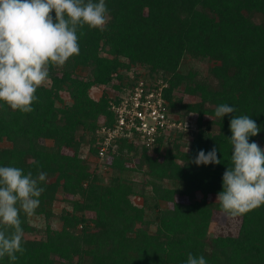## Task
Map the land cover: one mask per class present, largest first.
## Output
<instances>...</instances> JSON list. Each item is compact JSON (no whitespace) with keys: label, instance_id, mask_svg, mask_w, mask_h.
Here are the masks:
<instances>
[{"label":"trees","instance_id":"16d2710c","mask_svg":"<svg viewBox=\"0 0 264 264\" xmlns=\"http://www.w3.org/2000/svg\"><path fill=\"white\" fill-rule=\"evenodd\" d=\"M105 3L106 29L78 31L80 54L50 66L33 112L0 101V167L34 178L47 173L35 213H20L26 251L0 264H187L189 254L206 264H264V205L238 216L236 235L209 236L215 214H228L216 201L232 166L231 119L255 120L261 130L249 143L264 150V0ZM188 58L194 68L185 65ZM142 80L162 89L172 122L189 120L194 129L174 128L151 148L117 140L104 175L83 151L99 156L100 123L114 126L112 104ZM95 87L104 88L98 99ZM221 104L236 112L217 118ZM213 148L219 165L194 163L199 151ZM59 199L64 207L57 212ZM33 217L46 227H34Z\"/></svg>","mask_w":264,"mask_h":264},{"label":"clouds","instance_id":"9594fccd","mask_svg":"<svg viewBox=\"0 0 264 264\" xmlns=\"http://www.w3.org/2000/svg\"><path fill=\"white\" fill-rule=\"evenodd\" d=\"M109 19L105 0H0V101L13 111L33 112L37 89L48 81L50 66L63 67L80 54L78 31L87 25L102 32ZM235 112V107L221 104L215 116L223 119ZM230 130L232 166L223 175V191L216 202L238 217L264 205V150L249 143L261 130L250 116L232 118ZM194 163L219 165L221 160L213 148L199 151ZM46 178L44 172L34 178L20 168L0 167V225L6 226L0 228V258L7 255L15 262L17 253L26 251L20 213H35ZM187 264L206 260L189 254Z\"/></svg>","mask_w":264,"mask_h":264},{"label":"built area","instance_id":"2783aa9c","mask_svg":"<svg viewBox=\"0 0 264 264\" xmlns=\"http://www.w3.org/2000/svg\"><path fill=\"white\" fill-rule=\"evenodd\" d=\"M112 110L116 115L114 126L103 125L98 130L102 159L114 151L119 139H132L151 148L158 138L168 137L181 125L171 121L162 89L155 90L143 80L134 91L123 94L120 103L112 104Z\"/></svg>","mask_w":264,"mask_h":264},{"label":"rangeland","instance_id":"374dc122","mask_svg":"<svg viewBox=\"0 0 264 264\" xmlns=\"http://www.w3.org/2000/svg\"><path fill=\"white\" fill-rule=\"evenodd\" d=\"M184 63L187 66V68H191V67L194 68L196 65V63L190 58L186 59L184 61ZM200 67L206 68L207 65L202 64V65H200ZM113 83L119 85L118 81H115ZM103 89L104 88H98V87L93 88L91 91L93 98L98 99L102 95V93L104 92ZM106 91L109 93H112L111 87H108V89ZM115 94H118V93H115ZM63 96L65 98L66 103H69L70 102L69 96L67 94H63ZM121 96H123V94H121ZM102 123L104 124V122H101L100 124H102ZM186 123L187 124H184V125L181 124L179 127L180 128H192L193 127V124L189 120ZM103 124L101 125V127L103 126ZM192 129H194V128H192ZM127 140L129 141V143H134V141L132 139H127ZM43 143H46L49 145L51 144V142H49V141L48 142L43 141ZM114 148H115L114 151L112 153H109L107 155V157H105L103 159L100 156L95 157L92 154H90L89 149H84L83 155L85 158L88 159V161H90L93 169L98 167V169L100 171H102L104 175H108L109 170L106 167V163L110 164V159H111L110 157L111 156H109V155H113V153L114 154L116 153L117 146H115ZM137 179H138L139 183L136 186H137V189L139 190L140 188L143 187L141 181L144 180V177L142 175H140ZM148 191L150 192V188ZM210 200L216 201V197H210ZM132 201L139 206L143 205V198L140 196L132 197ZM63 207H64V203L61 201V199H59L57 201V203L55 204L56 211L59 212ZM31 224L38 229H44L46 227L45 221L43 220V218H40V217H33ZM240 224H241V220L239 217H232L229 214L218 212L215 214V218H214V221L211 225V231H210L209 236L213 237V236L236 235L239 231ZM54 227L59 228L60 225L54 224ZM152 231H155L154 227L152 228Z\"/></svg>","mask_w":264,"mask_h":264}]
</instances>
